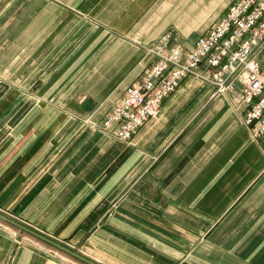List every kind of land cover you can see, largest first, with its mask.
<instances>
[{
	"label": "crops",
	"instance_id": "crops-1",
	"mask_svg": "<svg viewBox=\"0 0 264 264\" xmlns=\"http://www.w3.org/2000/svg\"><path fill=\"white\" fill-rule=\"evenodd\" d=\"M234 1L0 0V212L96 264H264V140L229 92L187 77L130 142L97 127ZM0 264L85 263L0 220Z\"/></svg>",
	"mask_w": 264,
	"mask_h": 264
},
{
	"label": "built area",
	"instance_id": "built-area-1",
	"mask_svg": "<svg viewBox=\"0 0 264 264\" xmlns=\"http://www.w3.org/2000/svg\"><path fill=\"white\" fill-rule=\"evenodd\" d=\"M150 53L153 64L124 90L100 130L130 142L180 83L193 77L217 93L229 92L231 107L252 140H264V0H235L188 52L159 44Z\"/></svg>",
	"mask_w": 264,
	"mask_h": 264
},
{
	"label": "water",
	"instance_id": "water-1",
	"mask_svg": "<svg viewBox=\"0 0 264 264\" xmlns=\"http://www.w3.org/2000/svg\"><path fill=\"white\" fill-rule=\"evenodd\" d=\"M0 220L5 222V223H7V224H9V225H11V226H14L15 228H17V229H19V230H21L23 232H26V233L34 236L35 238H37V239H39V240H41V241H43V242L55 247L56 249L66 253V254H68V255H70L72 257H74L75 259H77V260H79V261H81V262H83L85 264H96V263L84 258L83 256H81V255H79V254H77L75 252H72L71 250L67 249L66 247H64L62 245H59V244L49 240L45 236H43L41 234H38L37 232H35L33 230L28 229L27 227L23 226L19 222H17L15 220L7 217L6 215L2 214L1 212H0Z\"/></svg>",
	"mask_w": 264,
	"mask_h": 264
},
{
	"label": "rangeland",
	"instance_id": "rangeland-1",
	"mask_svg": "<svg viewBox=\"0 0 264 264\" xmlns=\"http://www.w3.org/2000/svg\"><path fill=\"white\" fill-rule=\"evenodd\" d=\"M168 48V47H167Z\"/></svg>",
	"mask_w": 264,
	"mask_h": 264
}]
</instances>
